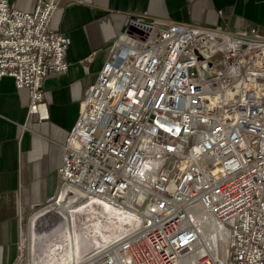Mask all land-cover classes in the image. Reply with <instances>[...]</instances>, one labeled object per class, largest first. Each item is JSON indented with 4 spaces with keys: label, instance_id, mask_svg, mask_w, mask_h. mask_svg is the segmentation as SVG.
I'll return each instance as SVG.
<instances>
[{
    "label": "built area",
    "instance_id": "obj_1",
    "mask_svg": "<svg viewBox=\"0 0 264 264\" xmlns=\"http://www.w3.org/2000/svg\"><path fill=\"white\" fill-rule=\"evenodd\" d=\"M57 9L0 0V80L27 90L41 120L45 80L69 70ZM114 48L63 146L58 195L78 189L139 221L70 264H264V36L136 20ZM27 262L20 247L15 264Z\"/></svg>",
    "mask_w": 264,
    "mask_h": 264
},
{
    "label": "crops",
    "instance_id": "obj_2",
    "mask_svg": "<svg viewBox=\"0 0 264 264\" xmlns=\"http://www.w3.org/2000/svg\"><path fill=\"white\" fill-rule=\"evenodd\" d=\"M11 3L30 12L36 0ZM136 20L176 21L226 32L255 28L264 36V0H58L50 26L71 40L65 57L69 70L43 84L48 119L30 114L29 92L18 90L13 78L0 80V264L16 263L24 219L58 195L63 146L78 119L80 102L110 52L117 51L116 40Z\"/></svg>",
    "mask_w": 264,
    "mask_h": 264
},
{
    "label": "bare ground",
    "instance_id": "obj_3",
    "mask_svg": "<svg viewBox=\"0 0 264 264\" xmlns=\"http://www.w3.org/2000/svg\"><path fill=\"white\" fill-rule=\"evenodd\" d=\"M61 193L52 208L42 210L30 220L28 248L32 258L29 264L82 262L87 255L107 248L109 245H104L119 238L129 227L134 226V230L139 221L130 210L88 199L78 189L68 187ZM200 217L205 219L206 229L211 232L214 228L217 235L218 228L211 218L205 212ZM210 223L212 226H208ZM75 256L81 260H75Z\"/></svg>",
    "mask_w": 264,
    "mask_h": 264
},
{
    "label": "rangeland",
    "instance_id": "obj_4",
    "mask_svg": "<svg viewBox=\"0 0 264 264\" xmlns=\"http://www.w3.org/2000/svg\"><path fill=\"white\" fill-rule=\"evenodd\" d=\"M62 194V193H61ZM85 196V195H84ZM57 199L58 198H56L54 201H50L49 203H47L46 205H44V206H42V207H40V208H37L36 210H35V212H33V214H31L30 216H28V217H26L25 219H24V226H23V233H22V240H21V243H20V247L22 248V250H23V253H24V257L25 258H28V262H27V264H29L30 262V258H32V254H31V252L29 251V248H28V245H29V243H28V236H29V228H30V220H31V218L34 216V215H36L37 213H39V212H41L42 210H44V209H46V208H50V206H51V208L54 206V202H57ZM79 201H81V200H83L82 198L80 199H78ZM51 204V205H50ZM49 205V206H48ZM47 206V207H46ZM45 207V208H44ZM43 208V209H42ZM41 209V210H40ZM38 210H40V211H38ZM38 211V212H37ZM35 213V214H34ZM50 216H52V215H50ZM211 224V223H210ZM134 228V226H131V227H129L128 229H126L125 231H123L122 233H121V236H123V235H125V234H127L128 232H130L132 229ZM211 235H212V242H213V244H214V246L216 247V250L218 249V247H219V237L217 238V235L215 234V230H214V228L213 229H211ZM120 236V237H121ZM119 237V238H120ZM119 238H117V239H114V240H111L110 242H108L107 243V245H104L105 247H107L108 245L110 246L113 242H115L116 240H118ZM27 240V241H26ZM72 241V240H71ZM75 243V242H74ZM104 246H103V248H104ZM74 258H76L75 260H81L80 258H78L77 256H75Z\"/></svg>",
    "mask_w": 264,
    "mask_h": 264
},
{
    "label": "water",
    "instance_id": "obj_5",
    "mask_svg": "<svg viewBox=\"0 0 264 264\" xmlns=\"http://www.w3.org/2000/svg\"><path fill=\"white\" fill-rule=\"evenodd\" d=\"M133 33H137V32L134 30V28H131L130 34H133Z\"/></svg>",
    "mask_w": 264,
    "mask_h": 264
}]
</instances>
